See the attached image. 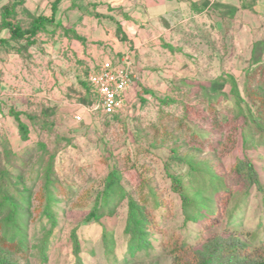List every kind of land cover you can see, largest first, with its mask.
<instances>
[{"label":"rangeland","instance_id":"obj_1","mask_svg":"<svg viewBox=\"0 0 264 264\" xmlns=\"http://www.w3.org/2000/svg\"><path fill=\"white\" fill-rule=\"evenodd\" d=\"M44 1L33 9V14L39 12V7L46 8ZM227 1L229 3H217L219 6H233L234 15L229 17L227 8H218L210 16H201L184 26L178 24L176 18L169 24V29L163 30L156 38V43L139 46L138 55L132 53L136 74L141 81L134 82L135 91L129 96V109L122 115H115L118 119L102 117L101 112L92 110L95 101L83 83L93 66L103 58L101 47H86L84 54L70 41L66 47L64 36L70 31L52 25L37 36L38 41L33 46L26 47V52L30 48V51L38 49L36 58H27L24 64L32 76L27 75L24 79L12 75L18 89L0 93V172L3 168L9 173L3 176L0 173V193H7L23 210L21 220L26 222L25 240L30 249L26 259L20 260L21 264H76L72 247L67 243L72 227L77 224L79 252L84 264H102L103 234L108 236L116 251L125 253L129 242L123 232L128 193L135 195L136 185L143 178L167 203L161 208H151V211L158 215L167 212L168 216L157 221L160 230L148 232L150 242L147 246L134 250L125 260H119V264H174L166 243L172 233L175 232L179 241L186 242L194 250L201 249L207 243L208 234L218 230L212 221L201 230L207 214L200 221L183 223L179 196L170 190L171 179L161 161L164 155L161 151L170 153V149L155 142L149 147L148 137L154 133L149 123H162L161 113H169L175 120L186 113L190 122L202 124L201 117L206 114L202 99L192 95V100L182 99L181 93L173 88L183 78L186 83L181 84V90L187 89L191 93L200 92V85H209L211 79L224 72L233 74L241 92L255 89L256 85L264 87V60L250 76L244 71L254 41L264 42V0ZM22 7L25 8L24 5L16 7V21L26 27L31 13ZM177 9L181 11L183 8ZM169 17H175L171 10ZM209 19L211 21L207 22ZM54 32L52 37L56 36L58 42L52 46L49 39L50 33ZM55 57L58 63L61 61L56 79L49 75V64ZM33 64L39 65L37 71L33 70ZM66 68L68 73H65ZM222 89L228 92L230 84L226 82ZM167 97L175 101L161 103ZM43 104L55 113L51 117L54 121L52 129L47 131V127H39L38 130L43 132L40 136L27 122L29 139L22 141L13 110L20 111L21 119L26 121V110L39 113ZM77 115L80 120L76 119ZM45 120L38 116L35 121L46 124L43 123ZM147 129L149 134L145 132ZM39 136L43 137V146L36 143ZM213 139L212 135L209 141ZM184 151L197 165L218 161L217 153L187 148L182 149ZM250 155L254 157L264 186V145L259 144ZM131 165L136 167L135 172L131 171ZM113 169L120 172L115 187H123V190L117 189L108 201H99L98 220L86 221L103 189L105 177ZM184 169L185 166H170V172L177 174L183 173ZM122 192H125L124 197H120ZM233 196V203H237L234 208L236 220L228 229L236 232L244 242L254 245L264 239L263 195L255 188L250 192L244 183H240L233 187ZM0 201H3L1 197ZM11 219L0 213V223L6 225ZM251 231L258 235L253 243ZM47 239L50 240L49 252L47 258H43L39 248Z\"/></svg>","mask_w":264,"mask_h":264},{"label":"trees","instance_id":"obj_2","mask_svg":"<svg viewBox=\"0 0 264 264\" xmlns=\"http://www.w3.org/2000/svg\"><path fill=\"white\" fill-rule=\"evenodd\" d=\"M57 2L58 0H55L51 3L49 14L31 13L29 25L23 27L20 22L16 21V7L22 6L24 0H10L1 7L2 18L0 21V33L6 29L9 32V37L0 36V42L6 43L7 39L12 40L17 46L16 50L26 52V47L34 44L37 41V36L46 32L48 25L54 24ZM218 8H227L229 17L235 13V8L230 5L219 6L218 3H215L212 6L214 11ZM73 36L77 39L80 38L75 33ZM263 43V41H254L250 58L247 61L248 67L246 69L242 67L246 76H250L258 66L263 64ZM226 82L230 84L228 92L222 89ZM83 83L93 101L96 102L97 96L87 80ZM185 83L183 78L176 82L173 88L181 93L182 99L192 100L190 99L191 95L202 99L205 105L203 109L206 111V114L201 117L202 124L190 122L186 113L176 120L169 113L168 115L161 113V118L164 119H162V123H149L156 133H152L151 138L148 137L149 147L155 142L170 149V153L160 150L161 153H164L161 161L167 170V176L171 179L170 190L179 196L184 215L183 223L188 225L193 221H200L207 214L208 218L203 223L201 230H205L211 221L214 222L213 224L218 230L208 234L207 243L202 245V250H193L186 242L179 241L178 235L174 232L166 241L169 245L168 253L172 256L174 264H264V239L256 241L258 235L251 231V243L256 241V244H248L241 240L236 232L228 229L236 220L234 208L237 203H233L234 196L232 197V189L236 184L244 183L250 192L253 188L257 189L258 193H262L261 201L264 202V186L261 182V175L253 161L254 157L250 155L259 144L264 145V87L256 85L255 89H246L245 92H241L233 74L225 72L214 80L211 79L209 85H200V92L191 93L187 89L182 91L181 84ZM203 92L205 93L204 97L201 95ZM141 99L143 100V98ZM174 101L167 97L162 99L161 103ZM181 104L184 108L186 107L184 101ZM13 113L22 141L29 139L30 129L27 122L40 136L43 132L38 130L39 127L43 129L47 127V131H50L54 125L51 117L55 113L44 104L40 107L39 113L26 110V121L21 119L20 111L13 110ZM100 115L116 119L119 116H108L103 113ZM38 116L47 119V121H43L46 124L35 121ZM148 131L150 130H145L149 134ZM212 135L214 139L209 141ZM40 136L36 143L43 146L45 142ZM185 148L196 149L199 152L217 153L216 160L218 161L197 165V163H193L192 157L189 158L188 152H182V149ZM171 165L173 167L185 166L184 172L181 174L170 172ZM131 168V171L136 169L134 165H131ZM0 173H2L1 176L9 174L3 168ZM119 176L120 172H117L116 169L107 174L103 189L98 194L96 203L92 207L90 215L86 217V221L98 220L99 201H108L115 195L117 189L123 190V187H115ZM113 180L115 182L112 184ZM135 192V195L134 193L130 195L131 192L128 193L129 196L126 195L128 196V210L123 232L129 237L127 250L125 253H119L111 245L112 242L108 240V236L103 234L101 239L104 255L102 264H119V260H125L126 256L132 254L134 250L147 246L150 242L148 232L160 230V224L157 221L168 216L167 212L158 215L151 211V208H161L167 203L165 199L158 196L149 181L141 179L136 185ZM120 194V197L125 196V192ZM0 197L3 199L0 201V213L4 215V218L12 217L6 225L0 223V263L21 264L20 260L26 259L30 249L28 241L25 240L26 222L23 221L24 219L21 220L23 210L21 211V206L12 201L7 193L2 191ZM213 209H215V213H213ZM77 229L78 224L72 227L67 244L72 247L76 264H84L79 252ZM49 243L50 240L47 239L40 245L39 253L43 258H47Z\"/></svg>","mask_w":264,"mask_h":264},{"label":"crops","instance_id":"obj_3","mask_svg":"<svg viewBox=\"0 0 264 264\" xmlns=\"http://www.w3.org/2000/svg\"><path fill=\"white\" fill-rule=\"evenodd\" d=\"M9 1L0 0V21L1 7ZM42 1L25 0L23 5L30 13H34L33 9L38 8ZM53 1L55 0H45L44 7L46 8L40 9L39 7L38 13L49 14L51 12L49 6ZM218 1L229 3L227 0H58L52 26L70 31L71 36L67 33L68 36H64L65 43L63 44L66 47L68 41L71 44L75 43L83 54L86 47H101L103 49L101 50L103 54L101 61H103L112 56H119L129 47H132L131 51L138 55L141 51L139 46L156 43V38L161 36L163 30H168L169 24L176 18L179 19L178 24L184 26L201 16H210L211 12H215L212 6ZM181 6L183 9L179 11L177 8ZM25 8L22 7L23 10ZM170 10L175 16L173 19L169 17ZM209 21L211 20L207 22ZM55 33H50L49 41L52 46L58 42L56 36L52 37ZM74 33L80 38L74 39ZM0 36L8 38L9 32L5 29L1 31ZM14 45L15 42L9 39L6 43L0 42V93L2 94H5L7 90L14 92L18 89L16 87L18 83L12 81V75L22 76L24 79L27 75L32 76L31 71H27L24 64L27 63V58H36L38 49L30 51V48L28 52H25L16 50ZM56 57L49 64V69H51L49 75L55 79L59 73L58 64H61V61L58 63ZM82 58L88 59L84 56ZM38 68L39 65L33 64L34 71ZM65 73H68L67 68Z\"/></svg>","mask_w":264,"mask_h":264},{"label":"built area","instance_id":"obj_4","mask_svg":"<svg viewBox=\"0 0 264 264\" xmlns=\"http://www.w3.org/2000/svg\"><path fill=\"white\" fill-rule=\"evenodd\" d=\"M131 50L112 56L93 66L87 82L96 94L92 110L108 116L122 115L129 109V96L134 93V82L141 81ZM80 120V116H76Z\"/></svg>","mask_w":264,"mask_h":264}]
</instances>
